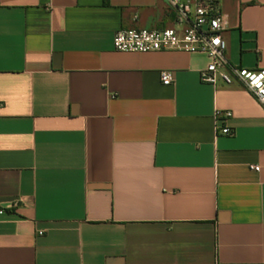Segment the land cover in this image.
Wrapping results in <instances>:
<instances>
[{
    "label": "crops",
    "instance_id": "obj_1",
    "mask_svg": "<svg viewBox=\"0 0 264 264\" xmlns=\"http://www.w3.org/2000/svg\"><path fill=\"white\" fill-rule=\"evenodd\" d=\"M221 5L229 60L264 68V0ZM173 25L169 0H0V264H264V105L207 53L114 46Z\"/></svg>",
    "mask_w": 264,
    "mask_h": 264
},
{
    "label": "built area",
    "instance_id": "obj_2",
    "mask_svg": "<svg viewBox=\"0 0 264 264\" xmlns=\"http://www.w3.org/2000/svg\"><path fill=\"white\" fill-rule=\"evenodd\" d=\"M174 14V25L160 29H127L115 32L114 46L119 51L150 52L160 50H182L204 52L211 62L202 70L201 79L214 85H231L241 82L257 100L264 105V68H248L235 64L227 57V15L222 9V0H169ZM164 85L174 81L171 70L160 72ZM217 118L231 116L230 111L215 112ZM221 134L232 135L229 126L219 127ZM254 170L260 166L253 164ZM7 208L0 206V218Z\"/></svg>",
    "mask_w": 264,
    "mask_h": 264
}]
</instances>
